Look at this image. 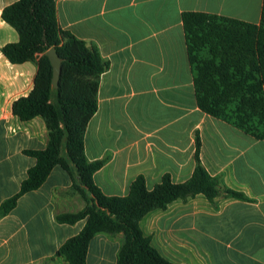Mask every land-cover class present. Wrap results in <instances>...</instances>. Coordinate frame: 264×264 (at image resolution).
<instances>
[{
  "label": "crops",
  "instance_id": "1",
  "mask_svg": "<svg viewBox=\"0 0 264 264\" xmlns=\"http://www.w3.org/2000/svg\"><path fill=\"white\" fill-rule=\"evenodd\" d=\"M16 0H0V205L20 188L47 144L39 115L20 120L12 102L27 95L36 64L10 62L1 47L18 40L1 17ZM262 0H55L59 27L92 45L107 67L97 83V108L84 133L88 161L102 160L94 184L106 195L127 194L143 176L148 189L168 175L188 179L198 157L211 176L246 199L202 193L177 198L139 221L150 243L175 264H264V139L199 109L181 14L198 11L257 24ZM76 182V176L74 177ZM70 174L55 165L44 182L0 215V264H69L57 254L83 227L56 220L84 206ZM121 233H97L85 264H116Z\"/></svg>",
  "mask_w": 264,
  "mask_h": 264
},
{
  "label": "trees",
  "instance_id": "2",
  "mask_svg": "<svg viewBox=\"0 0 264 264\" xmlns=\"http://www.w3.org/2000/svg\"><path fill=\"white\" fill-rule=\"evenodd\" d=\"M1 17L18 33L16 42L1 47L3 55L12 63L32 61L37 67L32 88L12 102L11 111L24 121L41 116L47 144L42 149L24 150L35 163L27 169L19 190L1 203L0 215L9 211L21 194L39 187L59 165L72 177L84 206L59 213L56 220L74 223L84 218L85 223L63 242L57 254L69 264H85L87 247L95 234L121 233L116 264H175L143 234L139 221L146 213L197 193L211 203L220 196L246 199L208 174L198 157V139L195 165L185 181L175 183L163 175L148 189L143 176H137L127 194H104L92 179L103 162L85 157L84 133L97 108L98 77L107 62L94 46L59 27L55 0H16L2 8ZM181 21L199 109L264 139V0L257 24L198 11L182 12ZM49 48H54L61 59L57 88L51 86L52 67L46 55Z\"/></svg>",
  "mask_w": 264,
  "mask_h": 264
},
{
  "label": "water",
  "instance_id": "3",
  "mask_svg": "<svg viewBox=\"0 0 264 264\" xmlns=\"http://www.w3.org/2000/svg\"><path fill=\"white\" fill-rule=\"evenodd\" d=\"M46 55L52 67L51 86L52 88H57L61 72V59L54 48H49L46 51Z\"/></svg>",
  "mask_w": 264,
  "mask_h": 264
}]
</instances>
